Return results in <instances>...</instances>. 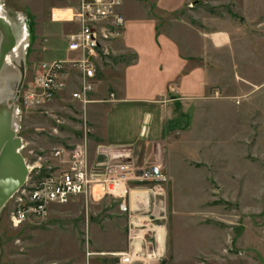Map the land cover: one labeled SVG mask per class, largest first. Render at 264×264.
<instances>
[{
    "label": "rangeland",
    "instance_id": "1",
    "mask_svg": "<svg viewBox=\"0 0 264 264\" xmlns=\"http://www.w3.org/2000/svg\"><path fill=\"white\" fill-rule=\"evenodd\" d=\"M141 1L152 11L161 3ZM248 1L162 0L163 4H183L185 15L195 8L204 16L234 20L239 44L234 60L220 53L215 67L218 83L195 125L167 145L165 154L172 152L175 158L165 171L168 181L164 186L141 187L152 189L150 197L132 193L133 205L137 204L134 198L146 204L140 217L146 218L148 209L153 213L142 229H150L146 241L154 244L141 258L150 255L148 260L155 264H264V13L257 8L262 0L252 4L254 8ZM74 3L76 8L80 2ZM57 4L56 0H0L27 46L16 63L18 69L26 67L27 89L35 83L36 67L66 58L68 34L79 29L73 21L53 20ZM245 20L251 28L245 27ZM119 37L109 38L112 47L105 45L107 57L101 60V78L109 91H114L115 81L123 82L124 65L133 59L116 42ZM74 77L65 79L41 105L21 106L19 111L17 132L25 143L21 152L32 172L0 211V264H120L117 253L130 248V211H122L121 200L114 197L94 201L80 196L67 204L51 205L43 217L30 216L25 221L15 217L19 204H25L22 199L28 201L34 181L59 164L54 156L57 148L86 142L90 153L97 145L88 107L95 93L87 104L73 99ZM1 89V94H9ZM131 148L139 155V163H131L144 167L142 151L127 147ZM153 229L159 230L160 246ZM179 229L184 238L181 244ZM141 258L134 264L144 263L146 259Z\"/></svg>",
    "mask_w": 264,
    "mask_h": 264
},
{
    "label": "crops",
    "instance_id": "2",
    "mask_svg": "<svg viewBox=\"0 0 264 264\" xmlns=\"http://www.w3.org/2000/svg\"><path fill=\"white\" fill-rule=\"evenodd\" d=\"M76 1L56 0L61 4L53 9L62 8V4L74 8ZM197 1L196 4L202 3H193ZM161 3L152 11L141 0H125L121 8L127 23L116 42H120L124 53L131 52L133 59L124 65L123 82L115 81L114 91H109L101 78L102 63L99 67V82L92 95L95 101L88 106L97 142L89 153L92 166L106 167L125 160L138 164L139 155L134 149H127L134 145L143 153V166L154 171L169 170L175 158L172 152L165 154L167 145L171 146L178 134L188 133L200 109L207 105L212 88L218 83L215 67L220 53L228 60L236 56L239 40L234 20L224 22L217 15L204 16L195 8L189 10L192 14L185 15L183 4ZM248 3L254 8L258 1ZM257 8L264 13V0ZM244 25L251 28L248 20ZM109 45L112 47V43ZM66 53V57L75 55L67 49ZM11 71L10 68L8 72ZM111 93L115 95L113 100ZM180 233L181 229L178 244L184 241ZM150 247L149 242H143V251ZM150 257H140L146 259L142 264H155L148 260Z\"/></svg>",
    "mask_w": 264,
    "mask_h": 264
},
{
    "label": "built area",
    "instance_id": "3",
    "mask_svg": "<svg viewBox=\"0 0 264 264\" xmlns=\"http://www.w3.org/2000/svg\"><path fill=\"white\" fill-rule=\"evenodd\" d=\"M124 2L125 0H81L76 8H55L64 12V16L56 17L55 11H52L53 20L73 21L79 27L67 37V50L75 55L40 64L36 67L35 83L29 89L26 76L15 100L17 116L21 106L41 105L49 100L53 92L60 89L65 79L68 80L71 75L75 76L72 81L77 86L72 98L83 104L93 100L91 95L99 82L101 60L107 54L105 45L109 44L112 35H119L127 23L121 11ZM25 47L27 48L26 45ZM114 97L111 93L110 98L113 100ZM54 156L60 161L59 164L52 168L53 171L34 181V188L29 190L28 201L22 199L25 204H19L15 212L16 219L25 221L30 216L43 217L51 205L67 204L80 196H91L94 201L114 197L121 200L122 211H130L131 218L130 248L118 253L120 264H134L144 252L143 242H147L145 235L150 229H142L146 221L139 216L146 204L142 206L143 199L134 198L141 205H133L132 193L142 192L150 197L149 191L152 189L140 188L148 186L147 184L164 186L168 181L165 172L154 171L146 166L140 168L129 161H115L106 167L92 166L86 142L72 148H57ZM29 169L31 174L30 166ZM144 181L145 184L141 185ZM137 182L140 184L137 185ZM132 183H135L132 185L134 189L131 188ZM147 212L146 217L150 222L153 213L149 209ZM153 231L157 242L159 230ZM150 244L153 246L154 243Z\"/></svg>",
    "mask_w": 264,
    "mask_h": 264
},
{
    "label": "water",
    "instance_id": "4",
    "mask_svg": "<svg viewBox=\"0 0 264 264\" xmlns=\"http://www.w3.org/2000/svg\"><path fill=\"white\" fill-rule=\"evenodd\" d=\"M199 3V1L195 2ZM0 32L4 39L0 46V89L5 88L9 94L0 93V211L7 202L26 184L30 169L21 149L25 143L18 136L15 100L18 98L26 78V67L4 71L19 58H14L16 36L11 24L0 17ZM12 56V57H11ZM8 57H11L10 59ZM9 61L7 62V60ZM8 63V64H7ZM17 67V66H16ZM5 72V73H4ZM2 90V89H1ZM12 98L13 103L8 100Z\"/></svg>",
    "mask_w": 264,
    "mask_h": 264
},
{
    "label": "flooded vegetation",
    "instance_id": "5",
    "mask_svg": "<svg viewBox=\"0 0 264 264\" xmlns=\"http://www.w3.org/2000/svg\"><path fill=\"white\" fill-rule=\"evenodd\" d=\"M2 5H3V4H2ZM2 5L0 6V17L5 18V19L11 24V26H12V28H13V31H14V33H15V36H16V42H17V43H16V46H15V48H14V50H13L14 55H12V56H14V58H19V56L22 57V56H23L22 53H23V51H24L25 48H26V47H25V44H24L23 41L20 40L19 37H17V35H16V28H15V26L13 25V23L10 21V19L8 18V12H7V10L4 9ZM3 39H4V35H3V33L0 32V46H1V43H2ZM12 56H11V57H12ZM11 57H8V58L10 59ZM9 59L7 60V62L9 61ZM11 59H12V58H11ZM16 63H17V61L13 62V63L11 64L10 67L6 66L5 69H4V71H8L10 68H11V69L18 68V67H16ZM7 64H8V63H7ZM17 66H18V65H17ZM15 71H16L17 73H19L18 70L15 69ZM4 73H5V72H4ZM13 101H14V100H11V104L13 103Z\"/></svg>",
    "mask_w": 264,
    "mask_h": 264
},
{
    "label": "bare ground",
    "instance_id": "6",
    "mask_svg": "<svg viewBox=\"0 0 264 264\" xmlns=\"http://www.w3.org/2000/svg\"><path fill=\"white\" fill-rule=\"evenodd\" d=\"M55 14H56V17L57 16H64L65 15V13L64 12H61V11H59V10H56L55 11ZM19 15V17H20V14H18ZM16 195V194H15ZM159 230H160V228H159ZM159 239V238H158Z\"/></svg>",
    "mask_w": 264,
    "mask_h": 264
}]
</instances>
